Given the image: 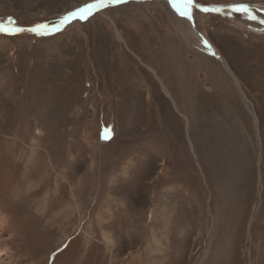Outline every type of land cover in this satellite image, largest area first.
<instances>
[{"label":"rangeland","instance_id":"1","mask_svg":"<svg viewBox=\"0 0 264 264\" xmlns=\"http://www.w3.org/2000/svg\"><path fill=\"white\" fill-rule=\"evenodd\" d=\"M90 2L0 0V264H264V0Z\"/></svg>","mask_w":264,"mask_h":264},{"label":"bare ground","instance_id":"2","mask_svg":"<svg viewBox=\"0 0 264 264\" xmlns=\"http://www.w3.org/2000/svg\"><path fill=\"white\" fill-rule=\"evenodd\" d=\"M180 1V4H181V6H182V8H183V10H184V12H187V8H185V3H186V0H179ZM184 4H183V3ZM164 3V2H163ZM246 6H249V7H254V8H257V6H254V5H246ZM198 7H200V6H198ZM100 8V7H99ZM234 8H237V6H234ZM258 9V8H257ZM166 10V9H165ZM188 13V12H187ZM188 19L190 20V21H192V17L190 16V14L188 13ZM183 23V22H182ZM237 26H239V27H242V28H245V26H244V24L242 23V22H240V21H238V22H234ZM235 25V26H236ZM195 26V25H194ZM187 28H188V31L185 33V35H188L189 36V39L190 38H192V40L193 41H195V42H198L197 40L198 39H196L195 37H196V33H195V30H196V28L194 27L193 29H191L190 27H188L187 26ZM235 31V30H234ZM120 36V35H119ZM121 38H122V36H120ZM195 38V39H194ZM258 38V37H257ZM186 39V38H185ZM199 44V43H198ZM217 45V44H216ZM215 55L216 56H220L219 57V59L221 60V62H222V64H223V66L225 67V69L227 70V72L232 76V78L234 79V81L236 82V84L237 85H239V81H238V79H237V77L235 76V73L230 69V67L228 66V64L226 63V60H225V57L223 56V54L219 51V49H217L216 51H215ZM150 70H151V72L155 75V77L157 78V80L160 82V84L162 85V87H163V89L165 90V92H166V94L169 96L170 95V91H169V89H171V88H169L168 89V87L166 86V84H164L163 83V80H161V78H160V76L157 74V72H156V70H154L153 69V67H151V66H149L148 67ZM150 89H152L153 91L155 90V88H153L152 86L150 87ZM186 89V88H185ZM146 91H147V93H148V97H149V101H150V99L152 100V98L154 97V92L152 91H149V88H146ZM241 93H242V95H243V97L244 98H246L245 96H244V94H243V92L241 91ZM169 101V100H168ZM176 107V106H175ZM177 111V110H176ZM180 112V111H179ZM43 114V113H42ZM39 134V133H38ZM16 136V135H15ZM15 140V139H14ZM22 142H23V140H22ZM111 142V141H110ZM109 142V143H110ZM18 146H19V144H18ZM24 146V145H23ZM25 147V146H24ZM18 148V147H17ZM15 149H16V146H15ZM10 150V149H9ZM12 150V149H11ZM27 150V149H26ZM20 151H21V153H25V151H22L21 150V147H20ZM42 151V150H41ZM40 151V152H41ZM14 152V151H13ZM34 152H35V150H31L30 151V154L32 155V156H35L37 153L35 152V154H34ZM12 153V152H11ZM45 153V152H44ZM26 154V153H25ZM10 155V153L8 154V156ZM39 155V154H38ZM42 157H46V156H43L42 155V153L40 154V156L38 157V159L36 158H34V160H32V161H30V160H27L26 159V156H24V154H23V157H21V158H24V159H21V161H18V164L17 165H19V166H21L22 164H24V167H25V165L29 162V163H35V164H37V160H41V158ZM45 161V160H44ZM54 162V161H53ZM52 162V170L53 171H57V165L55 164L54 165V163ZM41 163V162H40ZM67 164V163H66ZM23 166V165H22ZM37 168L36 169H34V178L35 177H38V178H43V177H46V176H48V177H50L51 176V173H49V172H46V166L45 165H37L36 166ZM49 171H50V169H49ZM47 173V174H46ZM161 173V172H160ZM159 173V174H160ZM50 175V176H49ZM70 176H69V180H68V183L70 184ZM33 179V178H32ZM29 183V182H28ZM183 191V190H182ZM184 191H185V189H184ZM183 191V192H184ZM189 191V190H188ZM11 192V191H10ZM170 192V191H169ZM168 192V193H169ZM167 193V192H166ZM17 194V193H16ZM165 194V193H164ZM176 194V193H175ZM29 195V194H28ZM179 195V194H178ZM21 196V195H20ZM182 197H185V195H181ZM9 197H10V195H9ZM165 197H167V196H165ZM172 197H174V196H170V197H167L168 198V200H169V202L170 201H172ZM25 198H28L27 197V195L26 194H22V198H21V200H25ZM160 198V195L158 194L156 197H155V200H157L158 202H160L159 199ZM186 198V197H185ZM5 199V198H4ZM11 199V198H10ZM13 199V198H12ZM196 200V199H195ZM3 201V200H2ZM4 202V201H3ZM20 202V201H19ZM169 203H160V205H164L162 208H160V210H158V214L159 215H161L162 217L161 218H163V219H159V221H158V225H164V229L166 228V227H169V226H167L166 225V223H165V220L166 219H168L169 218V213L167 214V210L165 209V207H167V205H168ZM159 205V206H160ZM19 207V206H18ZM126 209V208H125ZM5 211H7V210H5ZM9 212V211H8ZM7 213V212H6ZM156 214V213H155ZM7 218V217H6ZM159 218V217H158ZM6 220V219H5ZM9 220V219H8ZM154 220H156V219H154ZM44 221V220H43ZM167 221V220H166ZM150 222V221H149ZM5 224V223H4ZM130 226V225H129ZM168 229H170V228H168ZM20 231H21V229H19ZM26 231V230H25ZM166 230H163V231H160V233H162V232H165ZM21 235H23V234H21ZM168 244H171V243H168ZM167 244V245H168ZM159 248L160 247H156V251L157 250H159ZM162 248V247H161ZM165 249V248H164ZM165 251V250H164ZM3 252V250H1L0 249V253H2Z\"/></svg>","mask_w":264,"mask_h":264},{"label":"snow or ice","instance_id":"3","mask_svg":"<svg viewBox=\"0 0 264 264\" xmlns=\"http://www.w3.org/2000/svg\"><path fill=\"white\" fill-rule=\"evenodd\" d=\"M112 2L118 3V2H120V0H112ZM192 4H193V0H186L185 8L190 7ZM103 6H104V0H94V2L86 3L83 6L76 8L73 11L67 12L64 16H62L60 18L59 25H54L53 28L55 30H58L60 25L68 23L71 19H76V18H79L81 20L86 19L87 16L92 14V11L94 9H97V8L103 7ZM241 7H244L246 9V6L241 5V6H237V10H240ZM209 10L218 11L219 9H208V8L204 9V11H209ZM181 14L185 15V16L188 15L187 12H182ZM46 27H47L46 25L40 24L34 28L29 29V31L38 32L40 29H44ZM23 30L24 29H21L18 27L15 28L16 32L23 31ZM9 31L10 30L7 27H5L3 24H0V32H9Z\"/></svg>","mask_w":264,"mask_h":264},{"label":"water","instance_id":"4","mask_svg":"<svg viewBox=\"0 0 264 264\" xmlns=\"http://www.w3.org/2000/svg\"><path fill=\"white\" fill-rule=\"evenodd\" d=\"M183 3V2H182ZM184 4V3H183ZM232 6V5H231ZM224 8H226V9H237V8H234V7H224ZM252 8H254V7H252Z\"/></svg>","mask_w":264,"mask_h":264}]
</instances>
